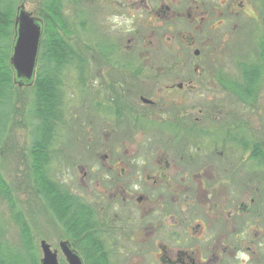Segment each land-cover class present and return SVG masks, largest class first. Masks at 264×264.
<instances>
[{
	"label": "flooded vegetation",
	"instance_id": "1",
	"mask_svg": "<svg viewBox=\"0 0 264 264\" xmlns=\"http://www.w3.org/2000/svg\"><path fill=\"white\" fill-rule=\"evenodd\" d=\"M82 6V50L66 40L65 18L59 35L81 81L98 82L95 109L116 139L114 153L80 170V193L60 190L89 218L92 240L105 251L114 239L118 253L156 264H263L252 247L264 241V145L247 117L260 114L264 59L233 63L229 49L235 33L264 32V0ZM136 133L157 136L148 151L161 144L174 154L121 153ZM86 236L66 232L59 244L82 258Z\"/></svg>",
	"mask_w": 264,
	"mask_h": 264
},
{
	"label": "rangeland",
	"instance_id": "2",
	"mask_svg": "<svg viewBox=\"0 0 264 264\" xmlns=\"http://www.w3.org/2000/svg\"><path fill=\"white\" fill-rule=\"evenodd\" d=\"M13 1L14 15L16 8L23 5L27 13L41 19L44 3L48 0ZM60 2L61 15L67 23L68 33L66 35H71V37L66 36L65 38L68 41L71 40L77 51H80L84 36L79 14L84 0H60ZM51 23L53 24V21ZM262 30L259 31V34L254 31V33L245 35L242 33L233 34L234 38L229 49L233 63L242 60L247 64H256L257 59L262 58L258 57L259 52L256 49L258 38H264ZM57 31L63 36L59 29ZM12 38L13 33L10 36L8 53H10ZM42 40H45L44 33H42L41 42ZM90 53L94 54V50H91ZM219 57L226 58L227 55L221 51ZM40 66L38 62L34 83L37 80L38 72H40ZM77 72L72 65L70 68L64 69L59 76L61 93L58 100V105H60L58 106L60 111L58 117H60V121L56 126L55 142L52 148L51 162L47 167V175L57 185L80 193L82 191V189L80 190V170L82 168L89 169L90 165L96 163L94 162L95 154L114 153L116 136L112 127L101 124V114L97 113L95 109L94 102L97 99L98 82L91 78L90 81L83 80L81 83L77 78ZM12 88L14 91H12L10 107L0 109V117L5 114L4 110H8L5 118L6 124L3 126L0 136V247L11 254L25 255L20 239V228L16 223V219L21 217L31 233L32 250L37 260L39 261L42 257L39 243L43 240L51 247V250H57L59 264H65L62 254L58 251L59 242L66 238L64 230L34 191V183L30 175L28 153L35 138L37 125L31 112L34 86L22 89L12 86ZM258 100L260 101V114L258 117L255 112L248 114L247 120L251 125L255 123L257 126L258 123L256 141L260 145H264V88ZM221 110H224L222 104ZM156 137L148 136L146 133L144 135L136 133L134 143L121 146L120 152L134 155H142L147 152L174 154L169 147L167 152H163L164 146L161 144L150 145L148 151L149 144L156 143ZM261 168L264 170L263 167ZM261 168L258 167V169ZM3 189L8 190V194L4 195ZM113 240L105 241V251H107L110 264H156L153 258L124 256L118 253L117 248L113 246ZM252 251L256 255L264 256V241L259 239L255 242ZM13 260L15 259L13 258ZM28 261L29 259H27Z\"/></svg>",
	"mask_w": 264,
	"mask_h": 264
},
{
	"label": "trees",
	"instance_id": "3",
	"mask_svg": "<svg viewBox=\"0 0 264 264\" xmlns=\"http://www.w3.org/2000/svg\"><path fill=\"white\" fill-rule=\"evenodd\" d=\"M13 0H0V109L10 107V101L13 97V77L9 68L8 44L11 33H13ZM60 0H48L44 3L42 18L43 33L45 40L41 42V51L39 52L38 62L40 72L37 80L33 84L32 109L34 119L37 121L35 129V138L32 141L29 150V169L34 183V191L40 196L52 216L61 224L65 233H71L74 238H80L87 233V254L83 256L84 264H110L107 253L98 248L95 240L90 236L89 218H83L72 209L71 204L64 197L60 186L54 183L47 175V167L51 162L52 148L55 142L56 126L60 121L58 100L60 97L59 76L61 72L70 68L72 65L78 71L77 76L81 82L82 69L80 65L70 64L67 58L71 55L63 38L59 35L58 29L65 34V24L61 15ZM53 21V24L51 23ZM44 39V38H43ZM6 42V43H5ZM260 56L264 59V38L257 47ZM71 53V52H70ZM7 108V109H8ZM8 110H4L0 117V136L3 126L6 124L5 118ZM260 154V152H258ZM256 156V155H255ZM262 164L264 156L261 155ZM5 194L8 190L3 189ZM20 228V239L23 245L24 256L15 255L7 252L0 247V264H39L37 257L32 250V236L20 217L16 219ZM15 260H13V258ZM27 259L29 261L27 262Z\"/></svg>",
	"mask_w": 264,
	"mask_h": 264
},
{
	"label": "water",
	"instance_id": "4",
	"mask_svg": "<svg viewBox=\"0 0 264 264\" xmlns=\"http://www.w3.org/2000/svg\"><path fill=\"white\" fill-rule=\"evenodd\" d=\"M42 33V22L27 13L23 5L17 7L9 67L13 84L18 88H29L34 83ZM59 248L66 264H83L81 257L70 249L67 242H61ZM40 249L42 257L39 264H59L57 252L51 251L45 241L40 242Z\"/></svg>",
	"mask_w": 264,
	"mask_h": 264
}]
</instances>
